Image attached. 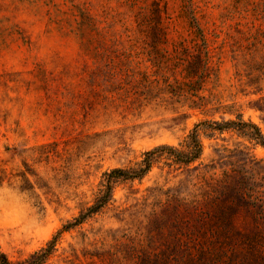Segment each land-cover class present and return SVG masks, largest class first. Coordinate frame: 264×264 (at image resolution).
Instances as JSON below:
<instances>
[{
	"label": "rangeland",
	"instance_id": "1",
	"mask_svg": "<svg viewBox=\"0 0 264 264\" xmlns=\"http://www.w3.org/2000/svg\"><path fill=\"white\" fill-rule=\"evenodd\" d=\"M231 122L264 134V0H0V256L20 263L57 237L45 264H70L158 241L149 221L177 193L166 158L63 229L106 173L183 149L194 131L196 165L217 175L229 151L264 159L263 146L218 130Z\"/></svg>",
	"mask_w": 264,
	"mask_h": 264
},
{
	"label": "trees",
	"instance_id": "2",
	"mask_svg": "<svg viewBox=\"0 0 264 264\" xmlns=\"http://www.w3.org/2000/svg\"><path fill=\"white\" fill-rule=\"evenodd\" d=\"M154 6V13L160 15L159 4ZM217 128H233L264 147V134L254 124L231 122ZM202 154L203 145L194 131L183 149L162 146L145 153L135 168L106 173L95 204L63 230L99 213L113 199V185L119 179L142 180L155 161L166 158L170 169L177 166V193H168L149 221V233H158L159 240L148 244L130 239L108 251L85 253L87 261L70 264H264V159H257L247 147L229 151L226 168L217 175L211 166L196 165ZM56 239L16 264H45ZM0 264L14 263L1 255Z\"/></svg>",
	"mask_w": 264,
	"mask_h": 264
}]
</instances>
